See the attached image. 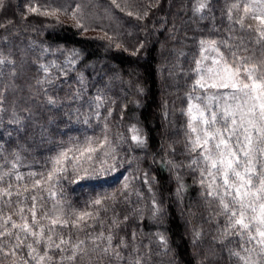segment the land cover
I'll list each match as a JSON object with an SVG mask.
<instances>
[{
  "label": "trees",
  "instance_id": "1",
  "mask_svg": "<svg viewBox=\"0 0 264 264\" xmlns=\"http://www.w3.org/2000/svg\"><path fill=\"white\" fill-rule=\"evenodd\" d=\"M198 3L2 0L0 174L8 175L0 187L11 185L12 195H0V225L11 217L0 232L12 235L0 236V264H37L39 256L29 258L27 244L35 238L22 231L25 222L37 233L44 229L45 241L34 246L52 259L42 264H134L137 258L141 264H240L230 251L240 249L241 239L223 237L228 216L221 214L218 199L206 195L211 178L201 184L203 164H192L200 157L189 150L187 109L198 91L201 41H216L229 64L250 57V63L264 65V42L257 43L262 25L251 13L243 28L236 23L245 4L254 9L252 0H207L200 13ZM53 9L57 15L42 14ZM133 126L143 145L132 141ZM89 142L98 149L92 160L87 153H70L80 157L83 178H76L70 166L71 179L62 178L55 186L47 182L49 158L67 149L82 151ZM83 169L96 171L85 176ZM41 174L42 183L36 185ZM96 199L102 204L95 205ZM180 211L190 218V232ZM82 212L92 215L74 226L71 221ZM58 215L69 220L68 226L52 225ZM13 222L20 227L12 228ZM48 235L55 243L68 241L64 251L48 249ZM109 235L122 258L103 252ZM81 241L83 251L68 259ZM251 261L264 264L259 246Z\"/></svg>",
  "mask_w": 264,
  "mask_h": 264
},
{
  "label": "snow or ice",
  "instance_id": "2",
  "mask_svg": "<svg viewBox=\"0 0 264 264\" xmlns=\"http://www.w3.org/2000/svg\"><path fill=\"white\" fill-rule=\"evenodd\" d=\"M115 3V0H113ZM2 4V0H0ZM207 7V0H199L198 6L195 11L202 12ZM233 8H239L238 4H234ZM30 12H37L36 8H29ZM59 10L53 9L51 12H44V15H57ZM79 6L73 10L72 17L76 19L79 13ZM244 15L240 17L236 23L244 27V21L251 13V18L259 20L262 27L257 29L259 38L257 43L264 42V8L260 9V14L256 15L252 6L244 5ZM131 15V13H129ZM229 19H232V10L229 9ZM78 27H83L77 21ZM251 28V26H249ZM112 37H109L111 40ZM205 42L201 41L203 45ZM215 49L216 41L208 42ZM117 48L121 45L117 44ZM135 55V53H132ZM236 56V53H233ZM239 63L229 64L221 54L220 60H214L216 68H209L207 70V77L202 73L201 61H197V71L201 73L200 79L196 84L201 87H208L212 89H230L231 91L221 94H214L207 97V103L190 104L188 108V115L190 117L188 128L190 133L188 143L191 152H198L200 159L193 160L192 164H203L201 169V184H205V179L211 178L207 183L206 195L213 199H218L222 208V213L228 216V224L223 231V237L239 236L241 239L240 249L230 251V256L236 258L240 264H253L251 261V253L259 246L260 255H264V65L250 63V57L239 58ZM5 61L0 59V64ZM11 62V61H9ZM44 67V66H42ZM47 72V68H44ZM210 81L205 83L204 81ZM99 100L100 98L97 97ZM197 99H201L197 97ZM52 102V101H50ZM99 107V105H97ZM195 112V115H193ZM130 131L133 133L131 139L138 145L144 144L143 137L139 134L138 129L133 126ZM107 138H105V142ZM103 147V144L100 146ZM98 149L91 146L80 149H67L61 151L58 155L49 158L51 168L47 171V182H52L53 186L57 184L60 179H71L67 174L71 166L72 172L76 178H83L79 175L81 165L79 164L80 157L70 155L74 151H79L80 156L83 157L87 153V159L92 160V153ZM105 156L110 153L105 152ZM115 159V157H113ZM107 161H101V171L104 170L103 166ZM16 167L15 164L12 165ZM84 175L88 176L93 174L89 173L87 169H83ZM8 173L0 174V182L3 181L4 176ZM30 175L35 176V173ZM223 176V184L219 183L218 177ZM17 180L23 179L22 176L17 175ZM43 180H36L35 184L40 185ZM11 185L7 188L0 187V195L11 196ZM183 185H181V188ZM127 188V184L125 185ZM27 191V189H25ZM54 196L55 193H52ZM35 199V197H33ZM95 205H101L102 200L96 199L93 202ZM153 207L156 208V203L153 201ZM158 210V209H157ZM23 210H21L22 212ZM155 214V213H154ZM90 212H82L76 216L75 220L71 223L74 226H79V223L88 217H91ZM24 219L23 216H21ZM42 218H47V213ZM129 217L125 216L124 220ZM11 217L4 221L7 225ZM52 225L68 226L69 220L62 219L61 216L51 220ZM115 223V222H114ZM32 224H37L36 214L33 211ZM0 225V227H4ZM118 226V225H117ZM20 227L16 223H12V228ZM22 231L34 237V243H28L29 258L34 259L39 256L37 264L47 258L51 260L46 250L43 255L37 252L34 245H39L45 241L44 229L41 227L39 233L33 231L32 227L25 222ZM54 229H49V232H54ZM12 235L11 232L5 230L0 232V236ZM197 235H199L197 233ZM103 236V234H101ZM246 237V239H245ZM17 240H20L17 235ZM135 239V233L133 234ZM27 239V235L25 236ZM160 242L166 245L165 238L159 237ZM48 242V249L55 247L60 251H64L62 245L68 243L63 238L59 243L53 241L52 235L46 237ZM108 247L103 249L106 255H115L118 259L122 258L118 251H115L111 246L112 236L107 237ZM24 241H21L23 244ZM73 245V254L68 257L70 260H75L77 256L83 251L80 244ZM252 245V247H249ZM20 245H17L19 247ZM122 247H127L126 243L121 241ZM2 250V249H0ZM24 264H29L25 260ZM134 264H141L137 258Z\"/></svg>",
  "mask_w": 264,
  "mask_h": 264
},
{
  "label": "rangeland",
  "instance_id": "3",
  "mask_svg": "<svg viewBox=\"0 0 264 264\" xmlns=\"http://www.w3.org/2000/svg\"><path fill=\"white\" fill-rule=\"evenodd\" d=\"M252 1L254 3V5H253L254 10L257 11L258 14H260L259 8H264V0H252ZM72 23H73V21H72ZM215 49L216 50H213L210 43H204L203 44V47H202V50H201V53H200L198 60L201 61L200 67H201L202 73L205 75V77H207V74H208L207 70L209 68L214 69L217 67V65L214 64V60H220L221 55H220V53L216 47H215ZM200 75H201V73L197 71L196 81L198 79H200ZM204 82L207 84L210 81L205 80ZM196 88L198 91L195 93L193 98L190 99L189 104H188V108H189L190 104H201V105H203V104L207 103V97H209L211 95H214V94L223 95L224 93L231 91L230 89H212V88H208L207 86L204 88H201L197 84H196ZM197 97H200L201 99L198 100ZM187 111H188V109H187ZM193 115H195V112H193ZM188 119H190L189 115H188ZM192 135L194 136V134H192ZM218 178H219L221 184H223V176L221 175ZM178 204H179V207H181L180 203H178ZM180 219H181L182 223H186L189 226V229L186 228V231L190 232L191 221H190L189 216L186 213L180 211Z\"/></svg>",
  "mask_w": 264,
  "mask_h": 264
}]
</instances>
